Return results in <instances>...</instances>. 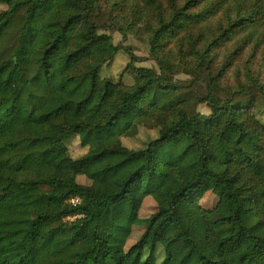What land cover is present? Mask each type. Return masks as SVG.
<instances>
[{
	"label": "trees",
	"instance_id": "1",
	"mask_svg": "<svg viewBox=\"0 0 264 264\" xmlns=\"http://www.w3.org/2000/svg\"><path fill=\"white\" fill-rule=\"evenodd\" d=\"M0 4V222H32L3 264H264V0Z\"/></svg>",
	"mask_w": 264,
	"mask_h": 264
},
{
	"label": "rangeland",
	"instance_id": "2",
	"mask_svg": "<svg viewBox=\"0 0 264 264\" xmlns=\"http://www.w3.org/2000/svg\"><path fill=\"white\" fill-rule=\"evenodd\" d=\"M102 4V10L103 11H107L105 12V14H100V20L102 22V24H105V22L109 21V16H110V10H111V5L106 3L105 1H101ZM7 8L3 5L0 4V11H4ZM218 19H213L211 20L209 23H205L203 25L206 24H210L211 26H215L217 25ZM110 25V24H109ZM251 30H247V31H239V32H235L232 40L229 41L230 44V48H229V52L230 53H236V50L239 47V44L247 39L251 33ZM106 34H109L111 36H113L114 41L116 44L119 45H123L124 47L128 48V43L122 40V37L119 33L115 32V30L113 28H108L105 31ZM134 53L136 55V57L140 60H145L143 62H139L137 64L138 67H147V68H152L157 70L159 73H161L159 67L157 66L156 62L154 60H151L148 58V56L144 55L139 48H134ZM130 61V57L126 54V52L120 51L118 53L116 62L111 66V67H107L104 71H103V75H116L118 74L126 65L127 63ZM163 75L166 78V81H182V82H186L189 81V78L187 75L183 74L182 72H179L178 76H174L172 74H170L169 72H164ZM224 80L223 79H215L211 82V91L212 93L215 94V96L217 97H221L223 100H226L228 98L227 95L223 94V87H224ZM195 90H199V88H196ZM198 111L203 114L204 116H209L211 114V109L208 108L205 105H201L198 108ZM237 137V131H231L228 134V138L229 139H236ZM101 148H98L92 152L90 151H85L84 155H90V154H95L98 153L100 151ZM187 178V172L183 171V170H179L178 172H176L173 177L171 178L169 185H171L172 187L177 183V182H181L182 180H185ZM78 181H80V183H84V184H91L88 182L86 177H79ZM94 187L96 188H101L99 185L97 184H92ZM211 198V199H210ZM213 202V196L211 197V195H208L206 198H204L201 201V204L205 207H208V204ZM153 202L152 200L147 201L142 209L141 214L143 216H148L151 212H152V207H153ZM32 227V222L31 221H23L20 223H9V224H3L0 222V264H3L5 262L8 263H17L19 261V255L16 253V251L13 249V244L17 243V242H21L23 241L24 237L26 236L27 232L31 229ZM137 231V230H136Z\"/></svg>",
	"mask_w": 264,
	"mask_h": 264
},
{
	"label": "built area",
	"instance_id": "3",
	"mask_svg": "<svg viewBox=\"0 0 264 264\" xmlns=\"http://www.w3.org/2000/svg\"><path fill=\"white\" fill-rule=\"evenodd\" d=\"M81 218H82V215H75V216L69 217L67 220H65V222H67V221H75V220H79Z\"/></svg>",
	"mask_w": 264,
	"mask_h": 264
}]
</instances>
